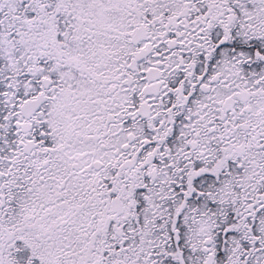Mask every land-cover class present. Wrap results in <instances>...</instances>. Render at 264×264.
Segmentation results:
<instances>
[{
  "label": "snow or ice",
  "instance_id": "obj_1",
  "mask_svg": "<svg viewBox=\"0 0 264 264\" xmlns=\"http://www.w3.org/2000/svg\"><path fill=\"white\" fill-rule=\"evenodd\" d=\"M0 264H264V0H0Z\"/></svg>",
  "mask_w": 264,
  "mask_h": 264
}]
</instances>
